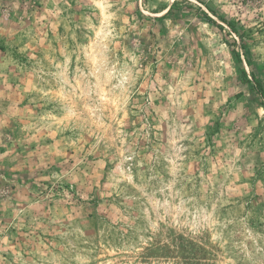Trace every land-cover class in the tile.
Wrapping results in <instances>:
<instances>
[{"label": "rangeland", "instance_id": "374dc122", "mask_svg": "<svg viewBox=\"0 0 264 264\" xmlns=\"http://www.w3.org/2000/svg\"><path fill=\"white\" fill-rule=\"evenodd\" d=\"M0 264H264V0H0Z\"/></svg>", "mask_w": 264, "mask_h": 264}]
</instances>
